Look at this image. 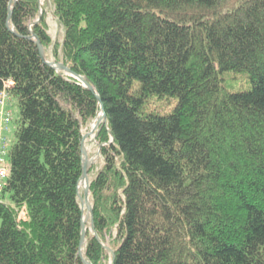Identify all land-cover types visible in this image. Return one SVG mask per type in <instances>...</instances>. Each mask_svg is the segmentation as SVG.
Instances as JSON below:
<instances>
[{"label": "trees", "instance_id": "trees-1", "mask_svg": "<svg viewBox=\"0 0 264 264\" xmlns=\"http://www.w3.org/2000/svg\"><path fill=\"white\" fill-rule=\"evenodd\" d=\"M9 2L0 86L12 82L19 119L0 189V264H84L80 139L98 102L41 61L30 33L103 105L89 200L112 264H264V0H46L38 22L39 0H15V34ZM234 70L249 90L224 87ZM153 96L177 104L146 114ZM101 243L88 226L91 264H110Z\"/></svg>", "mask_w": 264, "mask_h": 264}, {"label": "water", "instance_id": "water-1", "mask_svg": "<svg viewBox=\"0 0 264 264\" xmlns=\"http://www.w3.org/2000/svg\"><path fill=\"white\" fill-rule=\"evenodd\" d=\"M14 1L15 0H10V2L8 4L6 26L11 32H13L15 34L13 27L10 26V17H11V13H12V3ZM39 4H40L39 14H38V18L36 19L35 22L40 21L41 16H42V10H41L42 2H41V0H39ZM26 38L33 40V42L36 45L37 51L39 53L40 59L44 64L52 67L58 73L63 72L67 76L74 77L76 80H78L81 83V85L83 87L87 88L92 94H94V96L98 102L99 108H98V111L96 112L95 117L93 118V120L90 123V125H92L90 130L87 133H84L81 135V139H80L81 175L78 179V185H77V199L79 201L80 211L82 214L81 225H80V240H79V246H78V255L82 259L84 264H91L90 261H88L84 257V251H83L84 243H85V234H86V230H87L88 226H89L90 232L94 235V237L97 239V241L100 243H101V241L99 240V238L96 234V231L94 229V224H93L92 204L89 200V197H90L89 182L90 181H89V176H88V170H89V167L93 163H95L96 160L99 158L100 146H98V149L94 155L89 156L87 153L86 147H85V140L87 137L92 136L94 134V132H95V130L99 124L102 123V124L107 125L106 114L104 112V108H103V105L101 103L100 97L95 92L94 87L88 82V80L86 78H84L78 74H75L74 72H72V70L70 68H68L67 66H65L61 62H55L54 60H48L41 42L39 41V39L37 38V36L34 33H30V35L26 36ZM111 141H112V137H111ZM80 189L82 190V194L80 193ZM102 245H103L104 249H106L110 252V255H111L110 264H112L113 258H114V252L109 247L105 246L104 244H102Z\"/></svg>", "mask_w": 264, "mask_h": 264}, {"label": "rangeland", "instance_id": "rangeland-1", "mask_svg": "<svg viewBox=\"0 0 264 264\" xmlns=\"http://www.w3.org/2000/svg\"><path fill=\"white\" fill-rule=\"evenodd\" d=\"M46 0H41L44 2ZM46 21L48 23V32L51 38L55 41L60 42L62 39V30L60 26L57 24L55 18L53 17L51 10L49 7L46 9ZM53 60V58H51ZM222 84L224 87L230 92H243L247 91L251 88V81L246 71L244 70H234V71H226L221 74ZM177 104L176 97H150L144 105L143 112L146 114H159L165 115L170 113L175 105ZM19 119V112L17 102L14 101V112L12 114V119L8 124V132H5L7 137L9 138L10 144L13 145L15 142V131L17 128V122ZM90 130L89 124L82 128V134L87 133ZM85 147L89 156H92L97 151V145L94 141V136H89L85 140ZM99 159V158H98ZM97 159V160H98ZM96 160V161H97ZM19 218L25 219L24 211L19 213Z\"/></svg>", "mask_w": 264, "mask_h": 264}, {"label": "built area", "instance_id": "built-area-1", "mask_svg": "<svg viewBox=\"0 0 264 264\" xmlns=\"http://www.w3.org/2000/svg\"><path fill=\"white\" fill-rule=\"evenodd\" d=\"M11 85V81L5 80L0 86V187L9 175L6 157L10 141L5 132L9 131L8 124L12 119L14 107V98L9 92Z\"/></svg>", "mask_w": 264, "mask_h": 264}, {"label": "bare ground", "instance_id": "bare-ground-1", "mask_svg": "<svg viewBox=\"0 0 264 264\" xmlns=\"http://www.w3.org/2000/svg\"><path fill=\"white\" fill-rule=\"evenodd\" d=\"M92 125H90V128H91Z\"/></svg>", "mask_w": 264, "mask_h": 264}]
</instances>
